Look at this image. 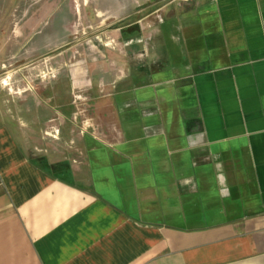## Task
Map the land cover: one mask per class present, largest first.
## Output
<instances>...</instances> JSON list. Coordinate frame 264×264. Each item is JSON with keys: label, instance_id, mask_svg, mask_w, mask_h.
<instances>
[{"label": "crops", "instance_id": "crops-1", "mask_svg": "<svg viewBox=\"0 0 264 264\" xmlns=\"http://www.w3.org/2000/svg\"><path fill=\"white\" fill-rule=\"evenodd\" d=\"M91 7L106 115L0 112V264H264V0ZM50 134L72 154L29 153Z\"/></svg>", "mask_w": 264, "mask_h": 264}, {"label": "rangeland", "instance_id": "rangeland-1", "mask_svg": "<svg viewBox=\"0 0 264 264\" xmlns=\"http://www.w3.org/2000/svg\"><path fill=\"white\" fill-rule=\"evenodd\" d=\"M95 1L0 0V112L3 122L8 124L11 118L18 117L20 123H25L45 104L52 106L71 101L76 114L72 121L66 119L65 123L66 127L71 124L77 132L82 128L91 129V115H106L105 105L95 107L99 93L94 84L99 79L108 81L120 72L113 74L101 70L108 60L100 57L97 46L104 48L103 44L110 40L97 36L109 30L111 24L99 26V21L107 14L95 17L91 7ZM96 63L103 64L98 66V76ZM81 65L88 67V83L76 75L77 84L73 86L69 70L75 71ZM89 82L93 85L91 89ZM1 97L5 101L1 102ZM52 123L46 127L50 133L55 128ZM44 125L38 123L37 129ZM51 134L41 139L40 145L24 141L29 153L52 161L65 155L60 152L64 149L63 141H57Z\"/></svg>", "mask_w": 264, "mask_h": 264}, {"label": "built area", "instance_id": "built-area-1", "mask_svg": "<svg viewBox=\"0 0 264 264\" xmlns=\"http://www.w3.org/2000/svg\"><path fill=\"white\" fill-rule=\"evenodd\" d=\"M2 184V182H1V176H0V185Z\"/></svg>", "mask_w": 264, "mask_h": 264}, {"label": "bare ground", "instance_id": "bare-ground-1", "mask_svg": "<svg viewBox=\"0 0 264 264\" xmlns=\"http://www.w3.org/2000/svg\"><path fill=\"white\" fill-rule=\"evenodd\" d=\"M3 83H5V82L3 81Z\"/></svg>", "mask_w": 264, "mask_h": 264}, {"label": "flooded vegetation", "instance_id": "flooded-vegetation-1", "mask_svg": "<svg viewBox=\"0 0 264 264\" xmlns=\"http://www.w3.org/2000/svg\"><path fill=\"white\" fill-rule=\"evenodd\" d=\"M121 32H122V30H121Z\"/></svg>", "mask_w": 264, "mask_h": 264}]
</instances>
